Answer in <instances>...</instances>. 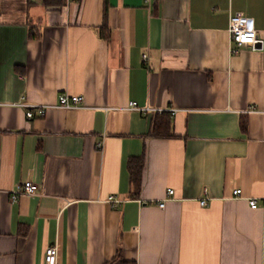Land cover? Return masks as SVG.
I'll use <instances>...</instances> for the list:
<instances>
[{"label": "crops", "instance_id": "0c3cea01", "mask_svg": "<svg viewBox=\"0 0 264 264\" xmlns=\"http://www.w3.org/2000/svg\"><path fill=\"white\" fill-rule=\"evenodd\" d=\"M234 15L264 42V0H0V264H264V48L231 52ZM60 93L84 106L27 117Z\"/></svg>", "mask_w": 264, "mask_h": 264}, {"label": "built area", "instance_id": "2783aa9c", "mask_svg": "<svg viewBox=\"0 0 264 264\" xmlns=\"http://www.w3.org/2000/svg\"><path fill=\"white\" fill-rule=\"evenodd\" d=\"M229 32L231 37V52L237 53L240 51V48L244 45H250L253 50H262L264 48V42L259 37L258 31L253 26V20L250 17H246L243 15H234L231 17ZM144 58H147V55H144ZM85 103V97L83 95H74L68 93H60L58 97V102L54 105H28L23 103V106L28 107L26 112L28 118H33L35 113L33 112V108L38 109V116L44 117L47 110L50 108H80L83 107ZM133 109H140L135 102H131L129 105ZM141 110H148L142 109ZM157 113H164L168 112L171 116H174L177 113V109L175 108H167L157 110ZM39 190V186L32 182L27 181L24 185L20 186L18 190L13 194L12 198L16 201L21 194L26 195H33L36 194ZM175 194V190L170 188L167 191V195L169 198H173ZM242 194V189L238 188L233 191V195L235 197H239ZM109 201L112 202L114 205L121 202L120 199H117L114 195L109 197ZM200 204L202 206L208 205V197H204L200 200ZM249 204L253 209L258 208V201L257 199H249ZM160 207H165V201L159 203ZM58 248L56 246H50L47 248L45 253V264H58Z\"/></svg>", "mask_w": 264, "mask_h": 264}, {"label": "trees", "instance_id": "16d2710c", "mask_svg": "<svg viewBox=\"0 0 264 264\" xmlns=\"http://www.w3.org/2000/svg\"><path fill=\"white\" fill-rule=\"evenodd\" d=\"M44 4L47 6L58 5L60 6L63 3V0H43ZM107 4V1H106ZM107 9V5H106ZM108 29L107 25L104 24L102 30L103 33ZM171 114L168 112L157 113V119L153 123L152 135L156 137H174L172 123L170 120ZM145 160L143 156L132 157L129 161V168L131 171V178L134 186L136 188V196L139 195L141 186H142V174L144 170Z\"/></svg>", "mask_w": 264, "mask_h": 264}]
</instances>
